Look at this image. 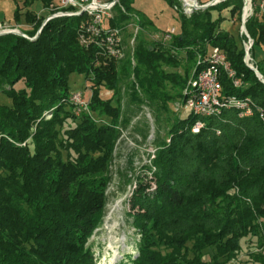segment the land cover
<instances>
[{"label":"trees","instance_id":"16d2710c","mask_svg":"<svg viewBox=\"0 0 264 264\" xmlns=\"http://www.w3.org/2000/svg\"><path fill=\"white\" fill-rule=\"evenodd\" d=\"M35 1L23 0V6ZM39 1L48 8L56 0ZM134 1L117 0L112 17L105 20V26L121 34L131 22L138 27L132 48L121 58L79 42L84 15L45 21L57 10L40 15L30 9L20 13L16 6L14 20L19 23L23 16L30 30L22 31L25 36L0 35V92L10 100L0 104V264H96L89 240L110 200V167L121 130L141 104L169 107L164 88L169 75L161 64L172 59L161 42L144 39L143 29L152 21L144 19ZM165 1L176 9L181 29L173 44L185 47L190 59L219 47L240 81L235 86L222 72L223 97H249L261 112L241 118L234 107L224 108L202 118L204 127L193 133L196 117L184 111L167 129L169 142L154 139V156L140 166L142 174L131 165L133 173L125 174L127 181H135L126 202L143 238L130 262L120 264H225L246 236H255L263 248L252 254V261L264 264V83L244 62L246 38L219 27L224 9L239 18L243 0H223L190 16L180 0ZM255 6L245 26L254 66L264 78V56L258 60L264 55V17ZM186 25L201 33L190 35ZM72 74L89 81V110L97 118H109L108 123L81 113L74 127L62 129L66 118H74ZM170 78L182 97L187 79ZM19 81L23 87L15 89ZM123 82L128 88L125 105ZM102 89L111 91L110 97L103 98ZM50 108L51 118H41ZM134 130L147 140V123ZM29 136L30 142L22 145Z\"/></svg>","mask_w":264,"mask_h":264},{"label":"rangeland","instance_id":"374dc122","mask_svg":"<svg viewBox=\"0 0 264 264\" xmlns=\"http://www.w3.org/2000/svg\"><path fill=\"white\" fill-rule=\"evenodd\" d=\"M59 1L60 0H56L54 4H58ZM209 1L210 0H199L202 5L206 4ZM180 3L182 6V2ZM261 3H263L262 6ZM245 4L246 0H243L239 18L237 16L231 18L229 15V10L224 9L222 11L224 21L219 26L221 31H227L235 38H239V36L241 35L246 38L242 43L244 47V62L246 57L245 45L247 44V46H249V40L252 42V39L247 33L245 23L246 20L255 13V5L259 7V12H257L256 14H258V16L260 17H264V0H249L250 8L248 10L245 9L244 11L243 9L245 7ZM16 6L20 8V13H23L26 9H30L32 12L37 14H42L49 11L48 8L42 7L41 1L39 0L33 2L26 8L23 6V0H0V35L7 34L2 32L17 31L20 32L22 36H25L22 31L30 30V24H26L24 22L23 16L21 17L19 23L14 20L13 12ZM134 6L142 12L146 21H152V24L146 25L143 29L142 35L144 39H146L148 43L161 42L167 50L168 56L172 59V61H170L168 64H161L162 69L169 75V77L167 76L164 80L165 93L170 98L169 107L166 110L163 106L164 104H162L161 102H158V108L141 104L136 111V116L133 117L126 128L121 130V136L116 142L114 160L110 167L112 174V179L109 185L110 200L107 203V210L105 212V215L100 220V223L97 225L94 234L89 240L91 243L93 254L96 258V264L129 263L130 259L137 254L138 246L140 245L143 238V233H141V231L136 229V227L133 225L131 218L132 212H129V206L126 202L130 198L132 190L135 187V181H127L126 176L130 175V172L132 171H135L134 173L139 175L142 174L143 171L140 166L147 162V159L149 157L147 153H150V150L153 148L155 151V147L153 144L154 139L156 140L157 138H162L166 142L170 141L167 134V129L169 128V125L174 118H176L177 116L179 117L186 112L181 108L183 103V90L187 82L191 78L193 69L197 62L196 55L194 59H190L188 57V51L185 49V47H177L173 44L174 37L181 34V29L179 26L176 9H174L173 7L171 8L167 1L135 0ZM205 8L206 7L193 8L184 11V13L185 15L190 16L192 12L204 10ZM216 16L217 13L215 11H212V18H215ZM104 25H106L105 22ZM172 27L174 28V33L171 35V37H165L163 33ZM186 29L188 30L190 35H198L201 33V31L196 30L191 25H186ZM137 30L138 27L136 26V24L134 22H131L125 28V31L122 32L121 36L124 41V53L128 49L132 48L133 39ZM31 39H34V37H32ZM251 46H249L247 50V54L249 55L248 57H250V59L248 60V63H245L252 70H257L254 66V61L252 60L249 52ZM263 56V54H259L258 60H261ZM258 73L259 75H256L254 72L259 80L263 79L262 74L259 71ZM172 75H177V77H179L180 79H187L185 86L181 91L182 97L177 96V92L179 89L178 87L173 85V81L170 78ZM69 84L72 94L80 92L84 97L82 99L85 103L81 106L79 104H72L74 106V118H66L62 129H69L71 127H74L76 118H78L81 113H86L91 118L103 123L109 122L107 121V119L109 118H97L94 112L89 110L88 99L91 95V90L90 87L87 86L89 85V81L84 78L83 75H70ZM13 87L15 89H19L23 87V82L19 81L15 83ZM136 89L139 90L138 88ZM127 93L128 88L125 85V82H123V84H121V102L123 103V105H125L128 100ZM72 94L70 95V97L72 96ZM110 95L111 91H106L103 89L101 90V96L103 98H108L110 97ZM9 102L10 100L2 92H0V104H9ZM133 104H130V108L132 109L134 107V109L136 110V106L135 104ZM162 106L164 109L161 108ZM53 110L54 108L44 110L41 118H51ZM144 123H147V125L149 126V136L146 141H143L139 133L134 130V125L143 126ZM30 138L31 137L29 136L28 139L25 140L24 143H22V145H24L25 142L29 143ZM66 153V151H62L61 153L64 159H66ZM71 154L72 156L74 155L73 152H71ZM130 165L132 166V171L130 169ZM235 190L237 191L236 188ZM258 223L261 225L263 223V220L260 219ZM257 242L258 241L255 236H246L241 238L239 240L240 248L234 251L233 257H231L225 264H258L253 262L251 258L252 254L261 252L263 249ZM159 249H162V247H159ZM208 251H211L212 253L214 250L208 249Z\"/></svg>","mask_w":264,"mask_h":264},{"label":"built area","instance_id":"2783aa9c","mask_svg":"<svg viewBox=\"0 0 264 264\" xmlns=\"http://www.w3.org/2000/svg\"><path fill=\"white\" fill-rule=\"evenodd\" d=\"M117 0H60L58 4L51 3L48 10H57L47 16V20L58 16H78L84 15L85 20L81 23L78 33L79 42L84 45L98 47L103 53L113 58H121L124 55L121 30L115 27L104 25L106 19L112 17V8ZM184 11L193 8H202L204 5H214L223 0H210L202 5L199 0H180ZM263 3H261L262 6ZM45 19V20H46ZM174 28H170L163 34L171 37ZM252 42L249 40L248 45ZM245 45L248 63L250 57L247 54L249 48ZM197 62L193 73L183 90L182 109L193 114L196 119L191 126V132L197 133L204 127L202 118L217 116L224 108L234 107L238 111L239 117H248L256 110H261L255 106L249 97L239 98L236 96L223 97L222 85L220 81L221 73L224 72L235 86L240 85V81L235 77V72L226 60L225 54L217 47H211L208 53L202 57L197 56ZM264 64V63H263ZM199 65L198 68L196 66ZM252 66V65H251ZM264 80V78H263ZM84 98L80 92L73 93L70 100L75 105H84ZM262 117V114L260 113ZM218 133V131H217ZM151 153V154H150ZM147 163L154 156V148L150 150Z\"/></svg>","mask_w":264,"mask_h":264},{"label":"water","instance_id":"95a60500","mask_svg":"<svg viewBox=\"0 0 264 264\" xmlns=\"http://www.w3.org/2000/svg\"><path fill=\"white\" fill-rule=\"evenodd\" d=\"M207 6H209V5H204L202 8H204V7H207ZM47 20V19H46ZM45 20V21H46ZM44 21V22H45ZM10 33L12 32V33H15V34H19V35H22L20 32H17V31H9ZM9 32H2V33H9ZM38 33H39V31H38ZM254 70V72H255V74L256 75H259V73H258V71L257 70H255V69H253ZM261 77V76H260ZM261 81L264 83V80L263 79H261Z\"/></svg>","mask_w":264,"mask_h":264},{"label":"bare ground","instance_id":"6f19581e","mask_svg":"<svg viewBox=\"0 0 264 264\" xmlns=\"http://www.w3.org/2000/svg\"><path fill=\"white\" fill-rule=\"evenodd\" d=\"M249 8V0H246V10H248Z\"/></svg>","mask_w":264,"mask_h":264}]
</instances>
